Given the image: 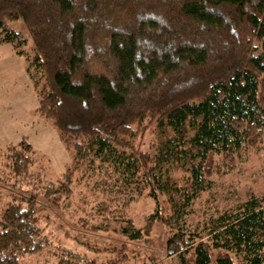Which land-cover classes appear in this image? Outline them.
Instances as JSON below:
<instances>
[{
  "label": "trees",
  "instance_id": "16d2710c",
  "mask_svg": "<svg viewBox=\"0 0 264 264\" xmlns=\"http://www.w3.org/2000/svg\"><path fill=\"white\" fill-rule=\"evenodd\" d=\"M26 39L30 55L20 48ZM0 40L33 67L35 112L70 153L52 186L28 171L29 143L13 150L12 171L26 176L27 187L9 188L10 199L0 203V264L44 251L56 264H95L52 248L40 226L42 212L58 210L61 195L70 194L79 168L96 162L117 172L121 189L145 191L155 203L152 220L170 229L171 213L159 204L172 207L162 159L175 151L199 158L189 172L200 190L213 155L230 160L264 138V0H0ZM147 124L159 136L150 153L136 144ZM95 185L110 191L107 180ZM125 222L120 233L138 238ZM164 245L177 264H264L263 198L251 195L224 210L205 238L174 229ZM49 258L42 263L52 264Z\"/></svg>",
  "mask_w": 264,
  "mask_h": 264
},
{
  "label": "rangeland",
  "instance_id": "374dc122",
  "mask_svg": "<svg viewBox=\"0 0 264 264\" xmlns=\"http://www.w3.org/2000/svg\"><path fill=\"white\" fill-rule=\"evenodd\" d=\"M11 25L26 38V32L18 22ZM10 47L17 53L11 43L0 40V90L4 94H0V203L10 199L7 196L9 188L27 187L26 176L16 175L11 168L12 152L21 149L22 140L33 150L28 153L32 158L28 171L38 173L42 184L55 186L63 179L70 161L69 150L60 140L56 128L33 111L34 108L28 107V88L38 99L30 78L31 74L34 77L36 74L33 67L27 70L24 55L31 53L29 40L20 46L23 55L8 57ZM158 137L152 125L147 124L136 144L141 151L150 153ZM172 154L158 165L172 205L170 210L160 199L162 211L166 209L171 213L170 229L160 221L152 220L155 203L145 191L136 194L121 189L119 182L114 180L119 179L117 172L94 162L87 169L82 167L73 172L70 194L67 197L61 195L58 210L48 207L42 212L40 226L53 243L52 248L55 245L66 247L94 259L95 264H108L109 261L112 264H177L176 254L165 252L164 241L171 230L194 232L205 238L211 221L224 210L251 195L262 197L264 204V138L260 143L240 150L230 160L213 155L200 190L193 188L189 172L190 164L197 163L199 158ZM105 180L110 191L103 194L95 183ZM111 181H115L114 184ZM118 189L124 192L120 194ZM125 221L130 224L128 231L141 232L138 238L131 240L120 233V225ZM121 253L124 259L117 260ZM49 256V261L56 264L55 256L48 251L38 258H24L21 264H43L42 259Z\"/></svg>",
  "mask_w": 264,
  "mask_h": 264
},
{
  "label": "crops",
  "instance_id": "0c3cea01",
  "mask_svg": "<svg viewBox=\"0 0 264 264\" xmlns=\"http://www.w3.org/2000/svg\"><path fill=\"white\" fill-rule=\"evenodd\" d=\"M7 42H5V44H6ZM7 53H8V57H10V58H13V57H15L14 56V54H16L17 55V53H15V51L13 50V47H10V48H8V51H7ZM1 54V53H0ZM18 56V55H17ZM17 60H19V59H17ZM2 62V64H3V61H1ZM26 72V71H25ZM28 77V76H27ZM28 79H29V77H28ZM30 80V79H29ZM33 86V85H32ZM34 87V86H33ZM0 94H2V95H4L3 93H1V90H0ZM28 95H29V98H28V101H27V104H28V107L30 106V107H32V108H34V110L33 111H35L36 110V108L38 107V99L33 95V92H32V90L30 89V88H28ZM37 101V102H36ZM26 104V105H27Z\"/></svg>",
  "mask_w": 264,
  "mask_h": 264
}]
</instances>
